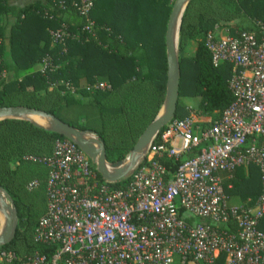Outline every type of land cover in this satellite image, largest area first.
Masks as SVG:
<instances>
[{"label":"trees","instance_id":"1","mask_svg":"<svg viewBox=\"0 0 264 264\" xmlns=\"http://www.w3.org/2000/svg\"><path fill=\"white\" fill-rule=\"evenodd\" d=\"M19 1L23 4L16 5ZM92 1L89 18L93 27L88 33L83 31L86 24L76 0H0V108L42 111L93 135L104 146L106 162L115 165L126 159L163 105L165 33L175 0ZM232 22L236 24L229 29L231 36H261L264 0H192L184 10L178 30L175 119L191 114L208 118L198 125L206 130L232 104L228 87L232 67L226 63L214 66L205 47L209 32ZM57 30L77 38L54 43L49 32ZM190 42L196 45L193 55L186 57ZM45 60L50 66L43 68ZM98 84L105 88L94 89ZM194 98L199 100L195 107L188 101ZM56 141L68 140L26 121L0 122V187L17 213L15 237L0 248V254L15 258L6 264H22L35 252L47 253L34 240L35 227L46 212L47 169L29 158L51 156ZM259 142L264 145V140ZM204 147L201 144L178 159L158 158L165 176H173L181 160ZM137 166H147L146 159ZM260 177L255 166L223 174L228 208L254 207L261 193ZM96 178L103 183L97 172ZM129 183L127 177L113 187L125 189ZM234 200L241 206L231 207ZM258 230L264 234V216ZM220 231L235 234L237 228L229 221ZM223 261L221 254L215 264Z\"/></svg>","mask_w":264,"mask_h":264},{"label":"built area","instance_id":"2","mask_svg":"<svg viewBox=\"0 0 264 264\" xmlns=\"http://www.w3.org/2000/svg\"><path fill=\"white\" fill-rule=\"evenodd\" d=\"M76 1L83 31L91 33L93 1ZM215 29L205 47L214 66L232 67V104L206 130L193 114L172 119L151 140L142 157L147 166L133 169L125 189L100 183L95 165L70 141H56L47 158H29L47 169L46 212L34 236L47 253L35 252L22 264H215L221 254L222 264H264L258 230L264 216V29L259 37H220ZM49 34L54 43L77 38L61 30ZM201 144L165 176L158 158L178 159ZM248 166L260 172L261 193L250 209L228 208L221 175ZM229 221L235 234L220 231ZM0 256L6 263L15 259Z\"/></svg>","mask_w":264,"mask_h":264},{"label":"water","instance_id":"3","mask_svg":"<svg viewBox=\"0 0 264 264\" xmlns=\"http://www.w3.org/2000/svg\"><path fill=\"white\" fill-rule=\"evenodd\" d=\"M192 0H175L165 33L166 46V92L163 102V114L154 119L137 140L131 153L128 155V164L120 162L110 165L105 159V149L93 135L85 134L79 130L61 122L52 115L42 111L22 107L0 108V122L5 120L26 121L35 127L56 133L72 142L90 162L95 165L96 172L105 182L116 183L129 176L145 154V151L155 135L175 118L178 97L179 70L178 58L175 50V38L173 32L177 21ZM178 25V30H179ZM31 117H36L46 122L47 127L39 126L32 122ZM17 229V213L13 201L0 187V248L8 245L15 237Z\"/></svg>","mask_w":264,"mask_h":264},{"label":"rangeland","instance_id":"4","mask_svg":"<svg viewBox=\"0 0 264 264\" xmlns=\"http://www.w3.org/2000/svg\"><path fill=\"white\" fill-rule=\"evenodd\" d=\"M233 24H236V22H232V23H229V24H222L221 26H217V29H215L216 30V34L218 36H220V37L226 36L228 34L229 29L231 28V26H233ZM195 45L196 44L194 42L188 43V48H186V52H185V56L186 57H191L193 55ZM175 50H176V53H177V56H178V36H177V40L175 41ZM49 92H53V91L52 90H49ZM188 101H189V104L191 106H194V107L197 106L198 105V102H199L198 98L190 99ZM162 114H163V105L161 106V109L158 112L156 118L162 116ZM194 117L196 118L195 115H194ZM208 121L209 120H205V122H208ZM44 127H47V126L44 124ZM128 162H129V158L127 156L126 159L123 161V165L128 164ZM43 196L45 197L44 191H43ZM0 264H6L5 258L2 257V256H0Z\"/></svg>","mask_w":264,"mask_h":264},{"label":"bare ground","instance_id":"5","mask_svg":"<svg viewBox=\"0 0 264 264\" xmlns=\"http://www.w3.org/2000/svg\"><path fill=\"white\" fill-rule=\"evenodd\" d=\"M178 25H179V21H177L176 26H175V30L173 32V37L175 38V41L177 40V36H178ZM30 120L32 122H34L35 124L39 125V126H43L44 127V124L46 125V122H44L43 120H41L39 118H36V117H31Z\"/></svg>","mask_w":264,"mask_h":264},{"label":"crops","instance_id":"6","mask_svg":"<svg viewBox=\"0 0 264 264\" xmlns=\"http://www.w3.org/2000/svg\"><path fill=\"white\" fill-rule=\"evenodd\" d=\"M31 0H28V2H30ZM26 3V2H25ZM15 4L16 5H22L23 4V2L21 3L20 1L19 2H15ZM10 21H12V20H10ZM196 120L198 121V123L199 124H202V123H207V122H205V120H209L208 118H204V117H197L196 116ZM198 124V125H199ZM221 177H222V175H221ZM223 179V178H222ZM237 201L236 200H234V201H232L231 202V204H232V206L231 207H238V206H241V204H237L236 203Z\"/></svg>","mask_w":264,"mask_h":264}]
</instances>
